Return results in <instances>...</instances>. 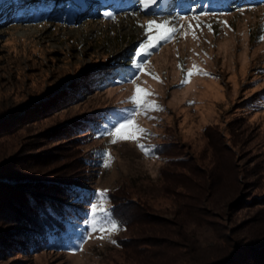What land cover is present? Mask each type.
<instances>
[{
	"label": "rangeland",
	"instance_id": "374dc122",
	"mask_svg": "<svg viewBox=\"0 0 264 264\" xmlns=\"http://www.w3.org/2000/svg\"><path fill=\"white\" fill-rule=\"evenodd\" d=\"M209 3L0 0V162L42 157L34 167L85 181L94 198L83 213L107 189L128 223L105 239L88 229L70 249L16 232L0 240V264H200L264 235V0ZM150 20L177 32L136 57ZM131 58L161 82L137 67L113 81ZM193 63L208 75L182 84ZM133 80L162 109L136 116L148 156L106 134L133 109Z\"/></svg>",
	"mask_w": 264,
	"mask_h": 264
},
{
	"label": "trees",
	"instance_id": "16d2710c",
	"mask_svg": "<svg viewBox=\"0 0 264 264\" xmlns=\"http://www.w3.org/2000/svg\"><path fill=\"white\" fill-rule=\"evenodd\" d=\"M223 1L227 0H209V4L213 6ZM130 60L127 64L121 63L116 69H111L113 81L128 69L134 71V58ZM101 74L100 80H105L109 75L106 72ZM22 154L16 153L0 162V218L7 219L8 223L0 232V240L16 232L27 230L29 233L31 230L34 235V238H31L32 243L39 241L44 247L51 248L59 245L67 246L68 249L76 248L84 236L83 232L90 229L87 223L90 214L83 213L80 207L93 200V193L84 186L85 181L81 177L73 175L75 173L55 175L50 169L43 170L33 166L34 163L42 164L38 160L44 158L30 161L28 157L23 159ZM108 197L111 198L109 194ZM107 207L118 226L128 225L123 217L124 211L115 206L111 199ZM144 217L146 222L149 215L145 214ZM77 218L82 221L77 223ZM142 240L164 245V240L155 236H144ZM127 248L133 250L135 244H128ZM200 264H264V235L261 234L245 243H232L231 249L220 257L209 258Z\"/></svg>",
	"mask_w": 264,
	"mask_h": 264
},
{
	"label": "snow or ice",
	"instance_id": "6c2138e0",
	"mask_svg": "<svg viewBox=\"0 0 264 264\" xmlns=\"http://www.w3.org/2000/svg\"><path fill=\"white\" fill-rule=\"evenodd\" d=\"M140 3L143 8H148L150 5L155 4L156 0H140ZM243 11V10H241ZM105 15H110L109 13H105ZM114 18V17H113ZM182 19H187L186 17H182ZM193 19H197L198 17H193ZM199 23L196 24V27H199ZM209 30H211V26L209 25ZM145 39L139 44V46L135 50V56L141 57L144 55H150L151 50L156 49L158 45L161 44L162 41H168L173 38V34L177 32L176 27L170 26L168 21L157 22L155 20L147 21L146 25L143 26ZM188 30L191 33L193 39H197L195 35V31L191 24L188 25ZM188 33H184L186 36ZM260 40L264 41V35L260 36ZM133 63L137 67L140 73L147 74L151 76L157 82L160 81V77L154 75L150 72H146L145 65L147 61L137 62L135 59ZM178 67H182L178 65ZM194 75H203L207 76L208 73L203 69L199 68L195 63L192 64V67L186 71L184 74V78L181 80L182 84H186L190 82V79ZM139 79V77H137ZM134 85V89L132 95L129 97L131 104L134 106L132 111L128 114V116L122 121L115 125H113L109 130H107V135L111 138V143L115 144L118 142L124 141H132L136 142L137 147L143 152L144 155L148 156L151 154V149L146 147L145 144L140 143V141L150 135L148 131L140 126L136 121L137 115H145L146 118L151 119L152 117H148L149 112L160 111L159 105L155 103V101L148 100L147 97L151 96L152 93L145 88H143L140 84L136 83V80L132 81ZM111 162V155L109 153L104 154V166L108 167ZM96 195V201L90 206V216L87 221L90 232L88 234L87 239H105L109 234H112L119 230L118 224L111 218L110 210L106 206L108 197V190H98ZM93 233H98L97 236L93 237ZM86 242V240H85ZM115 243V241H112ZM79 249L83 250V243L79 245Z\"/></svg>",
	"mask_w": 264,
	"mask_h": 264
}]
</instances>
